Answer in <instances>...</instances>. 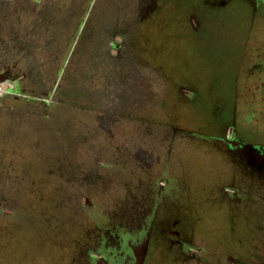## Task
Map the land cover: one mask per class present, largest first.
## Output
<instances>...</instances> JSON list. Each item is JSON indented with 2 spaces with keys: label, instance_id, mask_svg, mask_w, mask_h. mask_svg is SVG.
Listing matches in <instances>:
<instances>
[{
  "label": "rangeland",
  "instance_id": "374dc122",
  "mask_svg": "<svg viewBox=\"0 0 264 264\" xmlns=\"http://www.w3.org/2000/svg\"><path fill=\"white\" fill-rule=\"evenodd\" d=\"M204 2L143 20L146 0H0V71L25 74L21 93L0 84V264L68 255L97 226L137 233L159 191L164 228L222 222L233 177L215 136L231 121L264 139V27ZM105 31L123 48L106 54ZM239 178L238 223L264 225V185Z\"/></svg>",
  "mask_w": 264,
  "mask_h": 264
},
{
  "label": "flooded vegetation",
  "instance_id": "af4514ba",
  "mask_svg": "<svg viewBox=\"0 0 264 264\" xmlns=\"http://www.w3.org/2000/svg\"><path fill=\"white\" fill-rule=\"evenodd\" d=\"M203 8H212L220 14H231L233 5L239 1L243 9L248 11L252 23L257 22L264 27V0H204ZM166 0H146L145 8H139L141 19L151 16L156 10L166 7ZM206 6V7H205ZM139 7V6H138ZM200 10V8H199ZM241 11V12H242ZM240 12V14H242ZM241 18V17H240ZM187 20L194 31L196 24L191 15ZM117 32L108 34L105 31V53L110 55L111 50H120L125 45ZM188 70V69H187ZM185 70L187 77L190 72ZM190 70V69H189ZM25 74H14L11 69L0 71V84L11 81L13 91L21 93V79ZM190 79V78H189ZM182 86L188 98L192 86ZM194 89V87H193ZM11 90H7L9 92ZM234 103V102H233ZM235 105V103H234ZM234 107V106H233ZM237 107L231 109V118L239 115ZM259 124L256 129L262 131ZM216 134L217 150L220 157H224L230 164V176L233 180L230 185H220L221 191L229 198L226 211H222L215 226L199 221L189 222L188 214L178 218L173 228H164L159 210L168 203V198L161 191L157 195V202L152 215L136 233L132 227L120 226L118 230L110 227L97 226L93 230L90 242L75 241L70 254H47L43 257V264H264V225L258 221L240 220L238 213L232 206L235 201L232 192L238 189L240 176L260 179L264 185V139L255 141L244 140L237 134L233 122L223 121ZM260 134V133H259ZM241 183V182H240ZM187 208V207H186ZM176 212L180 210L173 208ZM264 224V221H261ZM118 227V226H117ZM128 231V232H127ZM253 243V245L251 244ZM256 257V258H255ZM218 262V263H217Z\"/></svg>",
  "mask_w": 264,
  "mask_h": 264
}]
</instances>
